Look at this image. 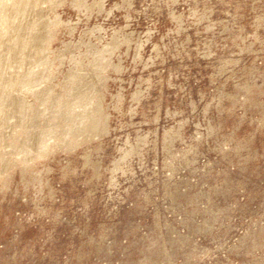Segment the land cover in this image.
<instances>
[{"label": "rangeland", "instance_id": "1", "mask_svg": "<svg viewBox=\"0 0 264 264\" xmlns=\"http://www.w3.org/2000/svg\"><path fill=\"white\" fill-rule=\"evenodd\" d=\"M0 264H264V0H0Z\"/></svg>", "mask_w": 264, "mask_h": 264}]
</instances>
